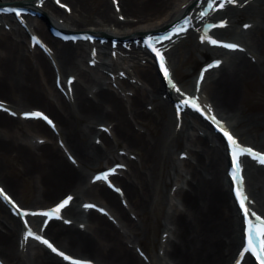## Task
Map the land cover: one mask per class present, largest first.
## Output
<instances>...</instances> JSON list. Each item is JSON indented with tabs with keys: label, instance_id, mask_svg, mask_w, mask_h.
<instances>
[{
	"label": "bare ground",
	"instance_id": "6f19581e",
	"mask_svg": "<svg viewBox=\"0 0 264 264\" xmlns=\"http://www.w3.org/2000/svg\"><path fill=\"white\" fill-rule=\"evenodd\" d=\"M32 1L0 0L35 8ZM113 1L102 0L94 6L91 0H62L69 12L48 2L43 12L49 19L35 21L34 33L49 45L50 57L31 50L19 27L8 32L3 28L6 24L0 27V101L11 110L39 106L54 119L59 132L56 136L40 121L0 113V184L18 202L16 192L27 186L32 192L27 207L34 211L53 206L61 194L73 195V204L66 211L72 225L49 223L43 235L57 248L95 264H146L140 253L149 258L147 264H232L242 241V221L230 192L227 153L219 136L209 126L202 123L205 128L198 129L185 119L178 128L172 100L180 93L165 88L143 51L130 52L132 66L125 69L122 63L109 60L111 45L107 43L100 47L99 60L90 66L87 44L60 43L47 26L131 41L138 34L174 22L185 12H197V0H115L117 5ZM247 1L240 0L241 8L217 12L213 17L226 19L228 27L210 32L240 43L244 54L225 56L231 53L189 39L183 43V57L178 47L169 55L174 72L176 66L192 60L195 50V60L205 59L206 54L221 60L220 67L204 73L201 94L237 136L240 133L235 129L243 126L253 134L252 144L264 148V115L251 111L257 105L251 99L252 89L258 79L264 82V0ZM245 24L251 26L245 28ZM56 75L62 93L54 87ZM126 75L127 80L119 78ZM69 77L76 79L70 89ZM182 77L181 86L193 89L187 71ZM37 137L46 141L32 142ZM122 149L127 154L121 156L118 151ZM132 155L137 159H131ZM114 163L128 168L113 177L121 196L88 180L95 169ZM251 165L254 170L246 171L247 191L254 200L253 208L264 213V169ZM7 167L14 169L15 179L4 176ZM163 188L173 189V196L164 194ZM91 201L108 208L116 225L96 211L85 212L81 206ZM30 219L43 223L38 216ZM21 229L19 219L0 203L3 263L65 264L41 244L29 246L25 254L18 242ZM154 231L165 234L162 241L153 238ZM146 241L152 243V250L146 249Z\"/></svg>",
	"mask_w": 264,
	"mask_h": 264
},
{
	"label": "snow or ice",
	"instance_id": "6c2138e0",
	"mask_svg": "<svg viewBox=\"0 0 264 264\" xmlns=\"http://www.w3.org/2000/svg\"><path fill=\"white\" fill-rule=\"evenodd\" d=\"M247 2V0H245ZM40 3L43 4L44 0H40ZM57 3H60V0H57ZM240 0H201V4L203 5V11L200 13V19H203L206 16H210L214 11L218 9H223L227 5L232 4L236 5L239 4ZM64 7H68L67 5H64ZM71 11V9H68ZM19 14L23 10H16ZM123 18V17H122ZM228 21L227 20H221L218 23L216 22H206L203 26V34L200 35L199 39L201 42H208L211 45L214 46H223L230 50H241L243 51V45L236 42H228L225 40H221L219 38H216L213 34H210V31L212 29L217 28L218 26H227ZM251 25L245 24V28H249ZM190 27H194L192 23V18H186L183 20L182 23L176 24L170 34H166L163 39H170L171 36L176 35H186L188 33V30ZM197 31H201V29H196ZM34 40H37V37H33ZM149 46L151 47L152 51L155 53V55L159 58V64L161 69L163 70L164 76L168 79L169 84L172 86V88L175 89L177 93L181 94V100L180 105L184 107H191L192 109H195L199 112H201L208 120L212 121L216 127L219 129L221 133L227 138V141L230 146L231 151V157L233 161V167L231 168L230 175L235 183V193L238 198L239 206L242 210L243 216L246 221V238L247 242L243 246L242 251L239 253V259L235 261V264H241L242 261L245 260V255L247 253H251L255 259L259 262V264H264V214H261L257 212L255 209L251 208L249 205L252 203L249 199V196L244 189V164L242 161L243 156H250L253 159L257 160L261 165H264V151H258L252 146H246L241 143V141L236 137L224 124L223 121L219 120L217 116L212 113V106H202L200 104V98L199 96H193L188 95L184 90L178 85V83L174 80L172 72L170 70V67L168 65V58L166 57L164 51L162 48L156 47L155 43L151 42V38H149ZM46 47V45H45ZM50 51V50H49ZM92 63H95V60L92 61ZM222 64V61L217 59L212 63H209L201 72L200 74V82H203L204 80V73L207 72L212 67H218ZM73 80H75V77H72L69 83H71ZM199 90V89H198ZM178 105V107H180ZM0 107H3L2 104H0ZM207 108V110H206ZM9 111H11L9 109ZM13 115H16L15 112L12 113ZM25 118H43L44 120L48 121L49 124L55 128V123L43 112L35 111V112H25L23 113ZM63 143V142H61ZM186 156L187 153H184ZM117 167H125L124 165H117ZM115 168L110 169V172H115ZM103 178L104 180H108V173H102L101 175L97 176L96 179L99 180ZM111 183V181H108ZM115 187V185H113ZM117 191H122L119 188H116ZM0 194H3L6 200L10 201L13 205L16 206L17 209L20 210V212L27 217L29 214L31 215H42L47 217L48 219H51L52 217L62 218L61 217V210L73 199L71 196L67 197L65 200H63L60 204L56 205L52 209L47 210H37V211H31L21 208L19 204L10 196L3 187H0ZM86 207H96V205H85ZM100 211L104 212L105 209L101 208ZM69 223L71 221H68ZM48 221L46 220L44 222V227H47ZM25 224H28V220L25 219ZM29 238H34L43 244L47 245L49 248L52 249V251L57 252L60 256L64 257L68 261H73V264H92L91 261L86 260H79L74 258L71 255H67L65 252L61 251L59 248H57L54 243H52L48 238H46L43 235H39L36 232L33 231V229L29 226L26 231L25 240ZM0 264H3L2 261H0Z\"/></svg>",
	"mask_w": 264,
	"mask_h": 264
},
{
	"label": "rangeland",
	"instance_id": "374dc122",
	"mask_svg": "<svg viewBox=\"0 0 264 264\" xmlns=\"http://www.w3.org/2000/svg\"><path fill=\"white\" fill-rule=\"evenodd\" d=\"M101 1L102 0H91V3L95 6V5H100ZM58 20L61 21L62 19H58ZM188 40H189V37H188ZM25 42L27 44V39L25 40ZM183 45L184 44H182V45H180V47H178L179 50L182 52V57L184 56L183 53L185 52V50H184L185 48H182ZM196 57H197V51L195 50L194 51V55L192 57V60H189L188 64H186V65H184L183 67H180V68L176 66L175 77H178L180 82H183L182 81L183 72L187 71V73H188L187 81L189 82V84H192V81L195 78L194 76L196 75V72H197L199 66L202 64V62H204L206 60H209L211 58L210 55H205V57H206L205 60H200V59H196L195 60ZM124 67H126V66L124 65ZM172 67H173V65H172ZM256 83H257V85H256L255 89H252V91H253L252 93L253 94L251 95V99L254 102H257L256 103L257 105H256V107H252L251 111L253 113H257V114H259L261 116V115H264V82L261 79H258V81H256ZM259 92H263V93L261 95H259L258 94ZM0 98H2V97L0 96ZM32 107H35L37 109H41V108H39V106H36L35 104L27 105L24 108H25V110H30ZM18 110H22V109H18ZM235 130H236L237 133H240L242 141H245L247 143L249 142L250 144H252V142H253V139H252L253 138V134H251L250 132H246V130H245V128L243 126H238ZM260 130L261 129H259V131ZM190 132H192V131H190ZM257 133H259V132H254V135L257 134ZM257 148H259V147H257ZM261 149L264 150V148H261ZM173 151H174V154H175L179 150H175L174 149ZM171 156L173 158L177 157V156L173 155V153L171 154ZM104 165L105 164H103L101 167L103 168ZM4 174H5L4 175L5 177H9L10 179H15L14 169H11V168L7 167L6 168V172ZM162 190H163L164 194H168L169 195L171 193V191L169 189L166 190L165 188H163ZM16 193H17V196L19 198V202L22 203L23 206H25V207L30 206V203H31L30 201L32 199V192H30L27 189V186L24 185ZM63 195H65V194H61L59 197H62ZM57 199H59V198H57ZM261 209L264 210V208H262V207H261ZM152 235H153L154 239L158 238L159 241L161 240V237L163 236L162 232H158V231L157 232L154 231V233L152 232ZM145 245H146L145 246L146 249H149V250L151 249L152 250V248H154L151 242L146 241ZM79 257H82V256H79Z\"/></svg>",
	"mask_w": 264,
	"mask_h": 264
}]
</instances>
